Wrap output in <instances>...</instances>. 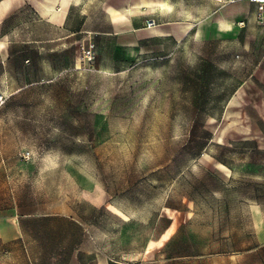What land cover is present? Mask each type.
Instances as JSON below:
<instances>
[{
    "label": "rangeland",
    "instance_id": "rangeland-1",
    "mask_svg": "<svg viewBox=\"0 0 264 264\" xmlns=\"http://www.w3.org/2000/svg\"><path fill=\"white\" fill-rule=\"evenodd\" d=\"M144 1L0 0V264H264V20Z\"/></svg>",
    "mask_w": 264,
    "mask_h": 264
},
{
    "label": "bare ground",
    "instance_id": "bare-ground-1",
    "mask_svg": "<svg viewBox=\"0 0 264 264\" xmlns=\"http://www.w3.org/2000/svg\"><path fill=\"white\" fill-rule=\"evenodd\" d=\"M169 2H170L169 0H158L157 2H154L153 0L144 1L141 7H153L155 4H157L159 7L163 8L164 10L165 9L170 10L172 3L170 4Z\"/></svg>",
    "mask_w": 264,
    "mask_h": 264
},
{
    "label": "built area",
    "instance_id": "built-area-1",
    "mask_svg": "<svg viewBox=\"0 0 264 264\" xmlns=\"http://www.w3.org/2000/svg\"><path fill=\"white\" fill-rule=\"evenodd\" d=\"M248 1L255 6L260 19L264 20V0H248ZM150 22L153 23V20H151ZM88 54H90V52H88Z\"/></svg>",
    "mask_w": 264,
    "mask_h": 264
},
{
    "label": "crops",
    "instance_id": "crops-1",
    "mask_svg": "<svg viewBox=\"0 0 264 264\" xmlns=\"http://www.w3.org/2000/svg\"><path fill=\"white\" fill-rule=\"evenodd\" d=\"M184 1V0H183ZM213 2L217 3V2H221L223 0H212ZM170 3V2H169ZM178 7V6H177ZM184 7V6H183ZM167 10V9H166ZM171 10V9H170ZM258 248V249H256ZM254 251V250H259V247H254V248H251L250 251ZM5 264H11V263H8L6 262ZM21 264H32L31 261L29 260L28 262H26L25 260V257H24V253H22V261H21ZM95 264V263H94ZM107 264H110L109 262Z\"/></svg>",
    "mask_w": 264,
    "mask_h": 264
}]
</instances>
